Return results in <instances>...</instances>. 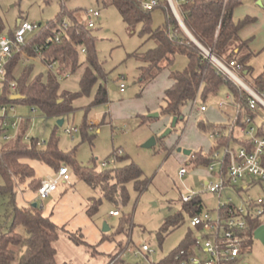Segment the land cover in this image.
Masks as SVG:
<instances>
[{"label": "rangeland", "instance_id": "374dc122", "mask_svg": "<svg viewBox=\"0 0 264 264\" xmlns=\"http://www.w3.org/2000/svg\"><path fill=\"white\" fill-rule=\"evenodd\" d=\"M260 1L261 6L257 5V0H239L232 14L235 24L246 17L254 20L252 25L240 30V37L244 39L243 41H248V48L242 49L239 53L242 56L251 52L246 63L252 69V78L258 76L264 69V0ZM90 9L94 10L97 16L88 18L86 12ZM62 11L72 14L81 25L86 27L91 25L88 28L93 37L96 60L108 82V105L87 110L90 105L89 99L93 98L94 92L104 81L98 74L91 96L77 99L73 104L75 111L62 118L64 124L60 127L56 126L55 118L45 117L34 107L13 104V112L8 110L7 117L15 119L16 127L7 128L6 134L10 135V138L7 141L0 139V147L4 149L10 147L22 133V143L29 145V139L35 138L38 134L40 149H44L45 144L54 139L61 153L74 150V159L80 167L104 172L121 168L125 164H134L141 170L146 187L142 192H137L134 183H127L126 201L111 202L99 188L90 187L67 166L69 185L60 183L56 192L44 200H38L34 191L22 186L15 191V203L17 207L36 203L42 209L43 215L62 229L54 242L57 264H106L120 246L127 247L123 256L127 264L159 263L160 260L169 258L184 245L188 237L195 234L189 225V213L180 199L181 195L186 193V189L200 195L203 211L210 212L215 217L218 199L206 192L204 187L206 182L214 180L206 165H195L192 157L199 151L207 154L213 145L210 134L197 129L199 120L206 118L217 123L222 112L234 115L229 108L222 111L217 109L218 102L229 103L226 99L229 91L222 85L217 94L209 98L206 113H199L197 111L199 105H196L186 127L185 121L179 120L171 129V133L160 139L165 130L170 128L173 120L161 112L164 106L163 91L169 85L168 71L186 68L188 64L186 57L177 54L172 67L149 83L141 75L140 68L143 63L132 54L145 53L154 47V42L141 34L140 25H126L114 6L104 5L97 0H0V14L4 23L2 36L8 37L13 33L21 20L44 27L47 23L55 22ZM63 19L70 22L67 17ZM165 23L166 18L162 10L152 12L151 29L162 27ZM32 35L27 36L26 40ZM78 50L80 66L69 78L59 80L53 70H48L40 64L42 62L40 59V63L26 62L33 65L34 70L29 78L34 80L40 73L54 75L58 78L61 90L73 93L77 86L79 89L78 82L87 67L86 53L81 52L82 48ZM26 66L20 63L16 72L19 73ZM235 74L243 83H250V76H243L238 72ZM120 83L125 85L124 92L110 89L112 85L119 86ZM73 85L74 88L71 87ZM190 110V106L185 107L182 115L186 118ZM257 113L255 123L249 128L254 129V136L259 135L260 130L264 137V108L257 106ZM152 114H158V117L149 118ZM92 122L95 126L83 132L84 124L89 126ZM69 128L77 129L73 138L65 133ZM233 133L235 139L239 141L250 138L248 135H242L237 127ZM84 134H87V137ZM151 137L156 139L155 146L143 148ZM229 149L237 152L240 146L232 143ZM183 150H190L191 154L187 156ZM115 152L119 153L118 160L114 158ZM219 158L220 160L223 158V150H220ZM104 162L109 163L106 168L101 167ZM28 163L32 166L37 180H45L56 175L52 167L36 161ZM180 168L186 170L181 179L178 177ZM2 184L0 177V186ZM254 191L256 188H253L251 193L254 194ZM225 197L231 198L235 204L239 201L235 193H226ZM91 208L93 209L89 213ZM114 210L118 211L119 216L109 215V211ZM9 213L7 198L0 196L2 231H6L11 225ZM124 218L130 220L125 226L127 233L118 234ZM169 219H174L175 224H167ZM259 222L264 226V214L259 216ZM104 224L109 228L107 231H103ZM16 230L20 234L24 233L21 226ZM71 235L84 244H75L69 238ZM143 243L148 244L154 253L144 258L136 252L134 257L136 247ZM235 264H264V249L261 244L252 239L247 252L240 256Z\"/></svg>", "mask_w": 264, "mask_h": 264}, {"label": "trees", "instance_id": "16d2710c", "mask_svg": "<svg viewBox=\"0 0 264 264\" xmlns=\"http://www.w3.org/2000/svg\"><path fill=\"white\" fill-rule=\"evenodd\" d=\"M97 1L104 5L114 6L126 25H140L141 34L146 35L148 40L154 42V47L145 53L135 52L132 54L143 63L140 68L141 75L149 83L172 67L177 54L186 57L188 62L186 68L168 71L169 85L163 91L164 106L161 109L164 115L177 118L178 122L184 108L195 98L199 97L201 103L206 105L209 98L215 96L219 88L225 85L239 111L236 116L237 121L233 126L238 127L240 121L244 122L246 118L251 120L252 124L255 123L258 116L257 108L254 110L249 108L248 101L251 98L249 94L234 82L227 80L184 34L164 0L152 11L142 10L137 0ZM237 4H239V0H189L187 3L181 4L178 11L189 33L204 49L224 64L235 61L241 67L240 74L251 77L252 69L246 63L251 52L239 55L242 49L248 48V41H241L238 33L254 20L246 17L235 24L232 14ZM158 9L162 10L165 15L166 23L162 27L151 29V14ZM64 17H67L70 22L64 21ZM3 30L4 23L0 14V35ZM56 35H59V42L54 41ZM47 41L50 42L47 43ZM37 47L41 48L38 53L35 51ZM79 48L84 50L81 52L86 53L87 58V67L79 81L80 96L86 98L91 96L92 89L97 83L96 74L104 79L93 94V101L87 108L90 110L107 104L108 82L96 60L93 37L88 27L79 24L72 14L62 11L55 22L39 27L22 46L25 53L39 57L42 63L50 67L55 72V76L61 80L69 78L79 68ZM20 63L27 66L17 73L16 68ZM31 72H34L33 65L26 64L20 57H13L9 60L6 65V83L0 89V106L10 107L16 103L26 104L40 111L45 117L55 118L57 121L75 111L73 104L79 99L76 94L61 90L49 75L40 73L36 79L31 80L29 78ZM43 78L46 79L43 80ZM9 82L15 83L16 90L14 92L9 90ZM246 85L264 100V69L258 76L251 77L250 83ZM14 94L20 95L22 99L11 100L10 98ZM223 114L226 116V120L230 118L228 113ZM141 117L143 119V116ZM56 126L59 127L57 123ZM24 127L25 125L22 126V128ZM91 128V125L84 124L82 131L86 132ZM227 128L225 122H211L206 118L199 120L197 125L199 131L207 134L219 132L222 135H228H223L218 139L216 145H212L207 154H203L201 151L197 152L192 157L195 165L205 164L207 167L210 162L209 156L213 150L229 147L232 143L239 144L240 147L248 150L251 149L248 140L235 139L233 132L226 133ZM258 133L263 137L260 130ZM1 135L2 130H0V139L2 140ZM84 135L87 137V134ZM37 136L38 134L35 138L29 139L30 143L26 145L22 143V133L10 147L6 149L0 147V177L3 181L0 186V196L7 198L9 214L12 219L11 225L6 231L0 230V264H57L54 242L58 239L62 229L54 225L49 217L44 216L38 205L33 207L32 204H28L17 207L15 203V191L18 188L23 186L37 193L41 182L35 178L34 170L28 161L45 164L54 168L55 172L60 167L69 166L78 178L93 189L99 188L105 198L111 202L119 200L124 203L126 201L125 185L127 183H134V189L137 192H142L146 187V182L142 180L141 170L134 164H125L113 171L96 172L95 169L80 167L74 159V150L69 153H61L54 139H50L44 149H40ZM118 154V152L114 153L116 160L120 157ZM200 203V197H196L184 205L189 217L200 212ZM262 206L264 207V203ZM93 208L89 210V213ZM129 222L128 218L123 219L118 234L127 233L125 226ZM175 222L174 219H169L167 224L174 225ZM260 225L259 217L248 218V245L253 239L252 232ZM18 226L23 228V234L17 232ZM69 238L77 245L84 244L83 241L75 239L76 237L72 235ZM189 244L190 238L188 237L180 248ZM123 249L120 246L115 254L120 253Z\"/></svg>", "mask_w": 264, "mask_h": 264}, {"label": "built area", "instance_id": "2783aa9c", "mask_svg": "<svg viewBox=\"0 0 264 264\" xmlns=\"http://www.w3.org/2000/svg\"><path fill=\"white\" fill-rule=\"evenodd\" d=\"M141 9L144 11H152L156 9L163 0H137ZM180 26L181 30L187 36V28L185 27L182 18L179 14V6L187 3L189 0H164ZM88 18L97 16V13L90 9L86 12ZM91 25H88L90 27ZM40 25L28 23L26 20L18 22L11 37H4L0 35V89L6 83V65L13 57H20L22 60L27 59L28 55L22 50V46L26 44L27 36L33 34L39 29ZM189 32V31H188ZM188 37V36H187ZM55 42H59V35L54 38ZM50 41H47V43ZM40 47L35 51L38 53ZM202 53L208 58L222 73L227 80L234 82L237 86L245 90L251 97L248 101L249 108L254 110L258 105L264 108V100L257 95L245 83H243L235 72L240 73L241 67L235 61H230L224 64L216 59L212 53L204 48H200ZM84 52V50H82ZM48 67V66H47ZM51 69L50 67H48ZM9 90L14 92L16 85L14 82L8 83ZM118 90L124 92L125 85L119 84ZM229 103L220 101L217 103V109L222 111L224 108H229L233 112L227 120L226 133L234 131L238 115V107L233 103L232 97L229 94L226 96ZM196 105H199L197 111L205 113L208 110L207 105L201 103L199 97L195 98L188 106L191 107L189 115L185 118L183 115L180 121H185V127L191 118L192 110ZM2 118L0 119V130H2V140H9L10 135L6 134L7 128H15V119L7 117L8 110L13 112V107L1 106ZM225 112H222V114ZM224 115V114H223ZM225 116V115H224ZM238 125L239 131L242 135L250 136L249 142L251 149L248 150L240 147L237 152L230 150L229 147H222L213 150L209 156L210 162L207 165V170L214 181H209L204 184L205 191L216 196L218 199L217 208L214 211L215 217L210 212L203 211V203H200V212L189 218V225L194 229L192 237H190V244L184 248H179L171 258L168 260H160L156 264H235L238 258L244 255L249 245L247 226L248 218L259 217L264 214V137L261 135L254 136V129L249 128L252 124L251 120L245 119L244 122ZM77 132L75 128H69L65 133L71 138ZM227 136L228 134H223ZM219 132L210 134L213 146L216 145L218 139L222 136ZM39 145V144H38ZM223 150V158L220 160L219 152ZM108 162L101 164L102 168H106ZM217 168V170H215ZM186 174L184 168L178 171V177L181 179ZM70 184L69 172L67 167H60L54 177H47L41 180L37 189V199L44 200L51 194L56 192L59 184ZM253 188H256L254 194L251 193ZM226 193H235L239 197L237 204L231 198H224ZM244 196V198L242 197ZM200 197L192 190L186 189V193L181 195V201L184 204L190 203L194 198ZM201 199V197H200ZM110 216L117 217L119 213L117 210L110 211ZM253 237V232H252ZM124 249L111 257L106 264H127L124 261ZM133 252V251H132ZM136 252L140 253L144 258L154 253L150 246L143 243L136 247L133 252L136 257ZM167 261V262H164Z\"/></svg>", "mask_w": 264, "mask_h": 264}, {"label": "water", "instance_id": "95a60500", "mask_svg": "<svg viewBox=\"0 0 264 264\" xmlns=\"http://www.w3.org/2000/svg\"><path fill=\"white\" fill-rule=\"evenodd\" d=\"M257 5H259V6L261 5V1H260V0L257 1ZM187 33H188V34H187L188 38H189L193 43H195L197 46H199V45L197 44L198 42L192 37V35H191L188 31H187ZM199 48H201V47L199 46ZM110 89H111V90H115V86L112 85V86L110 87ZM10 99L13 100V101H17V100L22 99V97H21L20 95L14 94V95L11 96ZM156 117H158V114H152V115H149V118H156ZM176 122H177V118H173L170 128H168V129L165 130V132L161 135L160 139L165 138L167 135H169V134L171 133V129L175 127ZM57 124H58L59 127L62 126V124H63V120H62V119L58 120V121H57ZM155 144H156V139H155L154 137H151V138H150L149 140H147V142L143 145V148H151V147L155 146ZM179 152H180V150H179ZM183 153H184L185 155L189 156V155L191 154V151H190V150H183ZM32 206H33V207H37V204L34 203V204H32ZM108 229H109V228L106 226V224H104V225H103V231H107ZM253 239H254V240H257V241L261 244V246L263 247V249H264V226H263V225H260L259 227H257V228L253 231Z\"/></svg>", "mask_w": 264, "mask_h": 264}, {"label": "crops", "instance_id": "0c3cea01", "mask_svg": "<svg viewBox=\"0 0 264 264\" xmlns=\"http://www.w3.org/2000/svg\"><path fill=\"white\" fill-rule=\"evenodd\" d=\"M258 1V0H257ZM261 6V5H260ZM18 25V24H17ZM17 25H16V27H17ZM250 25H252V23L251 24H249V25H247V26H250ZM238 36H239V38L243 41L244 39H242L241 37H240V31H239V33H238ZM244 42V41H243ZM27 55H28V58L27 59H24V62H38V63H40L41 61L39 60L40 58L39 57H33V56H31V55H29L28 53H26ZM40 64H42L46 69H48V70H51V69H49L46 65H44L42 62L40 63ZM50 76L52 77V79H53V81L59 86V81H58V78H56L54 75H51L50 74ZM59 80H61V79H59ZM63 81V80H62ZM79 83V82H78ZM121 84V83H120ZM115 86V85H114ZM60 87V86H59ZM71 87H75V85H73V86H71ZM61 88V87H60ZM62 89V88H61ZM78 89V86H77V88H76V90H74V94H76L79 98H82L81 96H80V94H79V89ZM115 90H118V86H115ZM125 91V90H124ZM72 93V92H71ZM90 100V104L92 103V101H93V98L92 99H89ZM108 105V104H107ZM208 111V110H207ZM96 113V112H95ZM206 113V112H205ZM97 114V113H96ZM217 114H219V113H217ZM219 116H221V119H220V121H218V122H225V123H227V120H226V116H224L223 114H219ZM91 126H95L94 125V122H92L91 124H90ZM77 133V132H76ZM74 135V134H73ZM260 135V134H259ZM73 138V137H72ZM249 140V139H248ZM247 141V140H246ZM56 173V172H55ZM36 194V193H35ZM37 197V196H36ZM110 212V211H109ZM168 259V258H167Z\"/></svg>", "mask_w": 264, "mask_h": 264}]
</instances>
